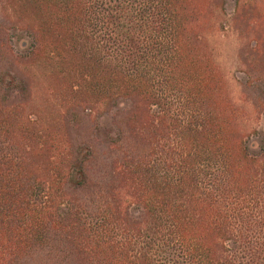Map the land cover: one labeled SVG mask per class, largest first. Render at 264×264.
<instances>
[{
    "label": "trees",
    "instance_id": "trees-1",
    "mask_svg": "<svg viewBox=\"0 0 264 264\" xmlns=\"http://www.w3.org/2000/svg\"><path fill=\"white\" fill-rule=\"evenodd\" d=\"M222 2L0 0V264H264V133L205 38ZM15 65L51 68L66 126L104 141L25 116Z\"/></svg>",
    "mask_w": 264,
    "mask_h": 264
},
{
    "label": "rangeland",
    "instance_id": "rangeland-1",
    "mask_svg": "<svg viewBox=\"0 0 264 264\" xmlns=\"http://www.w3.org/2000/svg\"><path fill=\"white\" fill-rule=\"evenodd\" d=\"M205 38L226 79L231 100L239 110L242 131L247 139L259 141L262 137L254 133H264V0H223ZM17 49L21 51V47L17 46ZM50 69L47 65L13 67L14 73L19 75L22 72L27 80L28 93L17 99L24 105V115L37 119L41 129L52 138L58 132L63 133L64 129L76 142L90 140L97 145L104 141L101 132L89 130L88 120H85L84 128L77 130L66 126L67 118L61 112L65 90L52 78ZM128 108H115L107 119L108 124L113 122V126L118 122L120 126ZM116 135L115 139L119 138L117 132ZM119 155L123 156V153ZM131 212L141 216V211L135 207Z\"/></svg>",
    "mask_w": 264,
    "mask_h": 264
}]
</instances>
